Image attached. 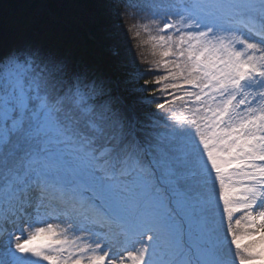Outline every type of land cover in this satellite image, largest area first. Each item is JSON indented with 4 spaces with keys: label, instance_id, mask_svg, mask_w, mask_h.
<instances>
[{
    "label": "snow or ice",
    "instance_id": "1",
    "mask_svg": "<svg viewBox=\"0 0 264 264\" xmlns=\"http://www.w3.org/2000/svg\"><path fill=\"white\" fill-rule=\"evenodd\" d=\"M122 15L166 134L76 54L78 21L0 17V264H264V0Z\"/></svg>",
    "mask_w": 264,
    "mask_h": 264
},
{
    "label": "trees",
    "instance_id": "2",
    "mask_svg": "<svg viewBox=\"0 0 264 264\" xmlns=\"http://www.w3.org/2000/svg\"><path fill=\"white\" fill-rule=\"evenodd\" d=\"M148 5L152 3H176L178 0H0V17L14 19L18 17H55L78 21L75 31L74 49L77 55L88 59L92 66L112 81L111 94L118 96L132 108L139 117L142 126L148 131L166 134L168 129L163 111L155 105H148L140 93V83L135 79L137 66L143 70L147 65L133 64L136 41L128 33V27L134 22L129 15H122L125 3ZM48 4L51 7H41ZM144 19L140 20V17ZM150 12L137 13V20L147 23ZM144 58L151 60L150 49H142ZM156 127H152L153 124ZM161 182H163L161 178Z\"/></svg>",
    "mask_w": 264,
    "mask_h": 264
}]
</instances>
